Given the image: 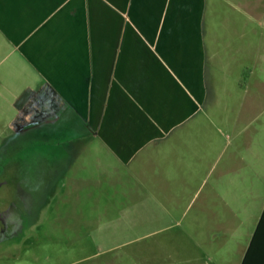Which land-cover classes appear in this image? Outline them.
I'll return each instance as SVG.
<instances>
[{
  "label": "crops",
  "instance_id": "obj_1",
  "mask_svg": "<svg viewBox=\"0 0 264 264\" xmlns=\"http://www.w3.org/2000/svg\"><path fill=\"white\" fill-rule=\"evenodd\" d=\"M1 37L23 39L20 80L34 84L39 117L102 141L116 168L104 157L99 166L116 176L145 166L142 150L153 166L157 142L166 168L171 152L183 171L199 152L220 161L229 146L227 176L264 172V0H0ZM195 132L204 144H190ZM23 194L35 224L38 196ZM263 215L264 206L238 264H264Z\"/></svg>",
  "mask_w": 264,
  "mask_h": 264
},
{
  "label": "rangeland",
  "instance_id": "obj_2",
  "mask_svg": "<svg viewBox=\"0 0 264 264\" xmlns=\"http://www.w3.org/2000/svg\"><path fill=\"white\" fill-rule=\"evenodd\" d=\"M22 43L0 38V211L23 205L24 192L38 196L41 206L25 234L0 245V264H238L246 229L264 206L261 168L244 179L227 176L229 146L220 161L199 152L183 171L171 152L166 168L157 142L153 166L142 150L137 159L145 166L135 162L116 176L102 141L65 136L51 118L39 117L34 84L22 88L20 80ZM189 141L205 143L197 132ZM103 157L115 168L100 167Z\"/></svg>",
  "mask_w": 264,
  "mask_h": 264
},
{
  "label": "flooded vegetation",
  "instance_id": "obj_3",
  "mask_svg": "<svg viewBox=\"0 0 264 264\" xmlns=\"http://www.w3.org/2000/svg\"><path fill=\"white\" fill-rule=\"evenodd\" d=\"M22 203L23 205L14 202L8 208L0 211V245L15 241V238L25 234L33 208L24 204L23 199Z\"/></svg>",
  "mask_w": 264,
  "mask_h": 264
},
{
  "label": "trees",
  "instance_id": "obj_4",
  "mask_svg": "<svg viewBox=\"0 0 264 264\" xmlns=\"http://www.w3.org/2000/svg\"><path fill=\"white\" fill-rule=\"evenodd\" d=\"M262 222H264V215H263V219H262Z\"/></svg>",
  "mask_w": 264,
  "mask_h": 264
}]
</instances>
